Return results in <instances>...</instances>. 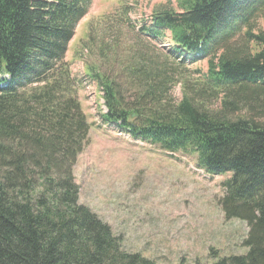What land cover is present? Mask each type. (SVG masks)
<instances>
[{
  "label": "trees",
  "instance_id": "16d2710c",
  "mask_svg": "<svg viewBox=\"0 0 264 264\" xmlns=\"http://www.w3.org/2000/svg\"><path fill=\"white\" fill-rule=\"evenodd\" d=\"M91 2L0 0V264H156L125 252L78 202L72 168L89 124L60 65ZM175 5L154 9L142 31L154 39L167 31L179 57L206 62L197 93L173 103L141 58L117 63L116 73L103 45L85 77L102 93L106 122L159 150L195 154L212 176L230 175L218 204L225 220L246 224V252L211 250V264H264V30H249L264 20V0Z\"/></svg>",
  "mask_w": 264,
  "mask_h": 264
},
{
  "label": "rangeland",
  "instance_id": "374dc122",
  "mask_svg": "<svg viewBox=\"0 0 264 264\" xmlns=\"http://www.w3.org/2000/svg\"><path fill=\"white\" fill-rule=\"evenodd\" d=\"M175 4L176 0H93L78 22L60 65L75 79L76 97L90 125L88 144L72 175L79 204L120 237L125 252L156 264H211V250L217 258L246 252V224L225 220L218 204L224 194L221 184L230 175L211 176L198 167L195 154L167 156L102 123V96L83 74L85 66L99 65L97 46L103 45L116 73L121 67L117 63L127 67L141 58L138 63L156 74V81L165 79V98L173 103L183 93H197L205 81V61L177 60L168 35L155 40L133 30L153 9L176 10ZM262 19L251 22L253 34L264 30ZM210 106L218 109L216 101Z\"/></svg>",
  "mask_w": 264,
  "mask_h": 264
},
{
  "label": "bare ground",
  "instance_id": "6f19581e",
  "mask_svg": "<svg viewBox=\"0 0 264 264\" xmlns=\"http://www.w3.org/2000/svg\"><path fill=\"white\" fill-rule=\"evenodd\" d=\"M259 29V28H258ZM121 37V36H120ZM5 75V74H4ZM3 83V82H2ZM167 86V85H166ZM195 104V103H194ZM203 108V107H202ZM207 114H208V112H207ZM119 123V122H118ZM119 126V125H118ZM211 172V171H210Z\"/></svg>",
  "mask_w": 264,
  "mask_h": 264
}]
</instances>
